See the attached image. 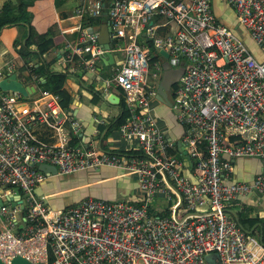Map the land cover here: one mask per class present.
Returning a JSON list of instances; mask_svg holds the SVG:
<instances>
[{
    "label": "built area",
    "instance_id": "1",
    "mask_svg": "<svg viewBox=\"0 0 264 264\" xmlns=\"http://www.w3.org/2000/svg\"><path fill=\"white\" fill-rule=\"evenodd\" d=\"M223 2L261 60L240 32L218 21L214 0H77L67 18L71 25L61 26L62 34L73 37L64 41L55 68L69 75L94 73L102 92L110 85L121 90L122 112L106 148L72 143L84 126L56 93L36 89L23 96L0 89L4 263L21 256L42 264H212L213 253L217 264H264V243L227 211L241 197L264 195V0ZM90 18L98 23L89 24ZM103 21L109 48L95 27ZM100 62L106 76L98 73ZM22 64L6 61L0 80ZM169 66L182 72L167 105L158 96ZM30 77L38 82L33 72ZM160 106L182 127L176 140L167 136ZM243 157L259 159L261 169L251 182L232 181L233 160ZM41 164L55 166L57 175L115 169L136 183V198L87 196L52 208V194L36 193L54 176ZM178 193L182 217L179 208L174 216ZM157 201L165 207H156Z\"/></svg>",
    "mask_w": 264,
    "mask_h": 264
},
{
    "label": "crops",
    "instance_id": "2",
    "mask_svg": "<svg viewBox=\"0 0 264 264\" xmlns=\"http://www.w3.org/2000/svg\"><path fill=\"white\" fill-rule=\"evenodd\" d=\"M5 1L0 0V7ZM22 3L29 23L36 31L43 33L51 29L54 32L53 39L55 46L49 55H57L59 49L64 48V41L73 37V34H62L61 26L71 25V21L67 18L74 14L77 0H22ZM225 23L229 25L228 20ZM26 33L27 28L25 25L6 27L0 32V68L8 60L15 61L17 66L21 65V59L14 48V43L23 41ZM32 62L37 63V59L32 60ZM102 65L103 63L100 62V72ZM164 73L162 75V84L169 89L176 83L181 71L179 69L177 74H170L168 76H165ZM96 79L97 76L94 73L81 70L77 73H71L64 87L73 95V102L70 106L73 116L80 119L84 126V130L76 142L85 146L96 142L94 145L98 146V148H106L109 142L112 141L116 120L122 112L123 101L119 88L110 85L107 87L106 92H102L99 86L103 84ZM98 91L99 95H103L104 97L114 93L119 97L118 104L108 103L101 99V97H98V100L94 102V95ZM165 112L166 109L160 106V116L166 120L168 128L167 136L172 140H176L182 132V127L175 121L174 116L170 112L167 115H165ZM96 119H100L102 122L99 123ZM101 126H104L102 131ZM39 137L45 141H49L48 136L43 132H39ZM118 144L121 143L118 141ZM260 169L261 162L257 158L243 157L234 159L231 180L251 182ZM89 172L51 176L36 188V193L52 194L48 198V203L50 207L55 209L67 208L80 200L82 196L84 198L86 195L91 196L97 192L100 194L101 191L107 194L106 197L111 199L121 198L131 200L136 198V183L128 177H126V180L123 179L125 176H117L119 174L117 170L101 168L98 171ZM57 178H62V183L59 182L60 180L57 181ZM78 192H81V194H75ZM248 204L250 205L248 206ZM227 211L234 219L233 212H236L239 222L240 220L245 222L244 225L240 223L246 229L249 230L254 227L253 233L248 234L249 236L259 241L261 231L263 237L264 195L253 193L241 197L230 204ZM252 219H257V221L254 220L255 222L250 226L249 224L252 222Z\"/></svg>",
    "mask_w": 264,
    "mask_h": 264
},
{
    "label": "trees",
    "instance_id": "3",
    "mask_svg": "<svg viewBox=\"0 0 264 264\" xmlns=\"http://www.w3.org/2000/svg\"><path fill=\"white\" fill-rule=\"evenodd\" d=\"M225 18H226L225 21L226 20L229 21V24L231 25L230 27L236 25V22L235 23L233 21L231 22L226 16ZM89 20H90L89 24L91 25H95L96 23H98L97 20H93L91 18ZM15 25H25L27 28V33L25 35L26 37L25 42L23 43V41H20L14 43V48L23 63L22 66L19 67L17 70L18 78L22 80V83L24 85H30V84L35 85L37 89L36 93L39 90H44V89L56 93L59 97L60 105L72 114L70 106L73 102V95L70 94V92L64 87L65 82L69 77V74L59 71L58 69L55 68V61L58 58L56 54L48 55L54 49L55 46V42L53 39L54 32L51 29H48L46 32L43 33L36 31V29L29 23L27 15L23 10L22 0H15V1L6 0L0 7V32L6 27H11ZM247 38L248 37H246V40ZM249 41L251 42L250 39ZM34 59H37V63L32 62V60ZM31 62L32 65L29 71L27 66ZM31 72L37 75L38 82L31 80L30 77ZM172 86H173L172 88H175L176 83H174ZM98 97H100L99 91L96 92V94L94 95L93 101L96 102L98 100ZM167 113L169 114L168 110H166L165 115H167ZM103 129L104 126H101V131ZM76 141L77 138L73 139L72 143ZM123 179L127 180L126 177H124ZM87 196L88 195H86L85 197ZM91 196L94 198H103L100 197L98 192L94 193ZM104 199L113 200L105 196ZM155 212L156 211L151 210V213H155ZM164 212L168 214L169 210L165 208ZM254 220L257 221V219H252V222L249 224L250 226H252V224L255 222ZM240 222L243 225L245 224V222L241 220ZM263 237H264V232H263Z\"/></svg>",
    "mask_w": 264,
    "mask_h": 264
},
{
    "label": "water",
    "instance_id": "4",
    "mask_svg": "<svg viewBox=\"0 0 264 264\" xmlns=\"http://www.w3.org/2000/svg\"><path fill=\"white\" fill-rule=\"evenodd\" d=\"M107 6L108 3L105 2L104 3V8H103V15L106 16L107 14ZM217 16H219L218 12L216 11ZM229 26H231L229 24ZM96 29H98L99 31V42L105 47V48H109V33H108V26H107V22L103 21L100 25L95 26ZM233 29L235 31H237L238 33L240 32L242 34V38L245 41L246 40V35L244 32H241V29L239 27L238 24L232 26ZM240 31H239V30ZM26 37L23 39V43L25 42ZM63 53V48L59 49V53L57 54V56L59 57L61 54ZM161 53L167 57V53L161 51ZM254 55L258 60L262 59V56L260 54H258L257 51H254ZM112 56L110 54H108V60L111 61ZM102 61L105 62V58H102ZM0 89L3 91H17L19 93H21L23 96H28L32 93H34L36 91V86L35 85H24L18 78L16 73H11L9 76H7L6 78L0 80ZM166 89H168L164 84L160 85L159 88V95L158 99L159 100H164L166 101V104L169 105V99H168V95L166 93ZM101 99L105 100L108 103H112V104H118L119 102V97L116 96L114 93L109 94L108 96L104 97L103 95H100ZM175 144L177 145L178 148H182V152L183 154L186 155V150L184 149V146L181 145V143L179 141H176ZM187 158H189V156H187ZM189 164L191 165V162H189ZM39 168L45 172L48 173H52L54 175H57V169L55 166L53 165H47V164H41L39 165ZM179 195V203L177 204L175 211H174V216H176V210L178 208L181 207L182 205V195L180 193H178ZM235 220L238 222L239 226L245 231V233L247 234H252L254 227L251 229H246L238 220V217L236 215V212H233ZM260 236H259V242L264 243L263 241V237H262V232L260 231ZM209 260L211 261L212 264H217V262H215L213 260V256L208 257ZM0 264H6L4 263L1 259H0ZM10 264H42V263H32L30 261H28L27 259L21 257V256H15L14 258H12V260L10 261Z\"/></svg>",
    "mask_w": 264,
    "mask_h": 264
},
{
    "label": "rangeland",
    "instance_id": "5",
    "mask_svg": "<svg viewBox=\"0 0 264 264\" xmlns=\"http://www.w3.org/2000/svg\"><path fill=\"white\" fill-rule=\"evenodd\" d=\"M216 3H217V5H218V8H217V12H218V14H219V16H218V21H220V22H225V16L232 22H236V20H235V17H234V14H233V10L230 8V7H228V6H226V5H224V2H223V0H214ZM239 30V29H238ZM240 31V30H239ZM245 43H246V45L247 46H249V48L251 49V51L252 52H254V51H257V49H256V47H255V45L252 43L251 44V42L249 41V39L247 38V40H245ZM49 55V54H48ZM19 56V55H18ZM20 58V57H19ZM180 68H179V66H169L166 70H165V73H164V75L165 76H168V75H170V74H177V72H178V70H179ZM180 71L182 72V70L180 69ZM99 73V75H102V76H106L107 75V68L105 67V66H103L102 65V67H101V72L99 71L98 72ZM101 73V74H100ZM112 73H113V70L112 71H110V73H109V75H112ZM97 81H100L101 83H102V80H100L99 79V77L97 76V79H96ZM164 81H166V80H164ZM57 181H59L60 183H62V181H63V179L62 178H57L56 179ZM56 181V182H57ZM75 194H77V195H80L81 194V192H78V193H75ZM100 197H103L104 198V196L106 197V195L107 194H105L103 191H101L100 192ZM156 207H160V208H164L165 207V203L164 202H161V201H157V202H155V204H154ZM250 204H248V206H249ZM186 212V210H185V208L184 207H181V208H179L178 209V216L179 217H182V215H183V213H185ZM246 227H248L247 225H246ZM211 256H213V253H209V257H211Z\"/></svg>",
    "mask_w": 264,
    "mask_h": 264
},
{
    "label": "flooded vegetation",
    "instance_id": "6",
    "mask_svg": "<svg viewBox=\"0 0 264 264\" xmlns=\"http://www.w3.org/2000/svg\"><path fill=\"white\" fill-rule=\"evenodd\" d=\"M173 87V86H172ZM172 87H170L169 89H168V91H166V93H167V95H168V99H169V101H170V99L173 97V88Z\"/></svg>",
    "mask_w": 264,
    "mask_h": 264
}]
</instances>
